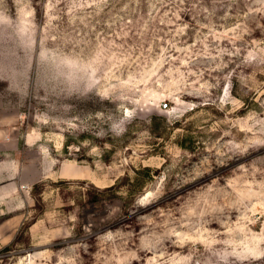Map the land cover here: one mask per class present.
<instances>
[{"label":"rangeland","instance_id":"1","mask_svg":"<svg viewBox=\"0 0 264 264\" xmlns=\"http://www.w3.org/2000/svg\"><path fill=\"white\" fill-rule=\"evenodd\" d=\"M0 188V264H264V0H0Z\"/></svg>","mask_w":264,"mask_h":264},{"label":"crops","instance_id":"2","mask_svg":"<svg viewBox=\"0 0 264 264\" xmlns=\"http://www.w3.org/2000/svg\"><path fill=\"white\" fill-rule=\"evenodd\" d=\"M12 196L10 188H0V249L13 242L19 227V215ZM2 202H5V205Z\"/></svg>","mask_w":264,"mask_h":264}]
</instances>
